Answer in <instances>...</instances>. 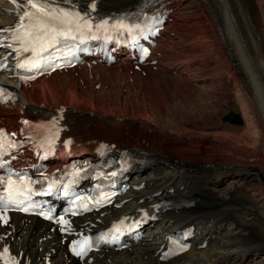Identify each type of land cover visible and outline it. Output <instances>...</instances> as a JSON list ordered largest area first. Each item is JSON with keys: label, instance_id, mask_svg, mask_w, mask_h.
I'll list each match as a JSON object with an SVG mask.
<instances>
[{"label": "bare ground", "instance_id": "1", "mask_svg": "<svg viewBox=\"0 0 264 264\" xmlns=\"http://www.w3.org/2000/svg\"><path fill=\"white\" fill-rule=\"evenodd\" d=\"M42 1L63 9L92 7L108 13L139 0ZM200 1L177 0L170 7L161 41L173 44L174 33L177 37L185 28L180 18L188 19L187 9L196 11L206 22V42L215 47L210 51L221 62L208 79L204 73L195 75L199 79L189 77L192 58L170 65L173 53L169 52L139 69L129 63L110 67L87 63L36 83L0 74V98L14 101L0 105V130L13 131L23 119H41L54 132L77 136L74 144L87 145L81 152L107 142L116 151L133 149L139 154L129 171L130 190L117 202L120 207H108L102 216L73 220L68 234L33 217L16 214L0 219V264H264L251 256L264 252V240L254 226V221L264 226V0ZM17 4L25 7L21 0H0V38L19 23ZM229 101L239 106L243 124L239 130L214 129L217 117L228 111ZM66 161L61 150L57 165ZM145 170L153 172L147 175ZM228 180L233 182L226 198L245 189L252 206L237 211L220 208V200L207 192ZM167 201L171 208L158 212L157 206ZM190 201H195L192 206L186 204ZM149 207L150 224L159 235H145L141 250L132 246L121 252L101 251L82 262L67 254L71 237L105 229ZM234 212L242 219L234 218ZM215 224L228 228L220 232ZM183 232L188 251L163 261L172 236Z\"/></svg>", "mask_w": 264, "mask_h": 264}, {"label": "rangeland", "instance_id": "2", "mask_svg": "<svg viewBox=\"0 0 264 264\" xmlns=\"http://www.w3.org/2000/svg\"><path fill=\"white\" fill-rule=\"evenodd\" d=\"M183 1H185L188 4L195 3V2H197V4L200 3V2H198L196 0H183ZM186 11L187 12H186L185 16H186V18L188 17V19L185 20V18H180L181 22L184 20L183 22H184L185 28H181L179 30L180 32L178 31L179 32V36H177V37L175 36V33H174V35L172 36L173 39L175 38L173 44L162 43L161 47H164L165 48L164 50L165 51L167 50V51L165 52L164 50H162L164 52H161V53L159 52L156 55L159 56V57H161L164 53H167V52H169L171 54L173 53L172 56H169V58H172L173 59V60H169L170 65L172 63H173L172 65H176L179 61H180V63H181V61L183 63H188L189 62L188 58L189 59L192 58V59H194L193 60L194 62L191 61L188 64L193 65L192 66L193 68H191V70L194 73H192L190 71L189 72V77H191L192 79L193 78L194 79H196V78L199 79V77H196L197 74L199 73L201 75V74L204 73L205 74V75L203 74L204 78L208 79V77L211 76L210 75L211 72H216L218 69H220L221 62L216 58V55H215L216 53L215 52L212 53L210 51L211 49H214L215 47L214 46H211V44H209L208 42H206V41H208V39L206 38L207 36L204 34L205 31L203 30V27L205 28L206 22L203 19H201V16H198V13L196 11H193L192 9L191 10L187 9ZM171 29H172V27H170V30ZM193 33H194V35H193ZM240 41L242 43L241 36H240ZM201 46L204 49L201 52H200V50L195 51L193 49L194 47H199L200 48ZM191 48L194 50L193 52L191 50H189ZM182 51H184L183 52V55L181 54ZM195 58H197V59H195ZM186 60L188 62H185ZM172 61H174V62H172ZM194 64H195V67L196 68L194 67ZM227 107H228L227 108L228 111H226L222 115L220 114L217 117V119L215 120L216 121V124L213 125V128L215 129V128H218L220 126V127H224V128L225 127H228L231 130H239L240 129V128H238L239 126L231 125V124H229L227 122L223 123V121H221L223 119V117L225 116V114L228 113V112H233L236 115H239L240 114L239 113V106H237L235 104V102L229 101L227 103ZM215 158H220V156L217 155V156H215ZM152 172H153V170H145V174L147 173V175H151ZM232 182L233 181L228 180V182L224 186H221L219 188H215V189L210 190L213 193V195H212V193L210 191L207 192V193L210 196H214L215 197L214 199L220 200L219 201L220 208L223 209V210H228L229 209V210L237 211L236 209H239L240 207H250V206H252V204H253L252 197L250 196V194L245 189L239 190L238 192L234 193V195H232V198L231 199H229V197L226 198L225 192L227 190H229V188H231ZM223 198L224 199H227V200H225L223 202V200H224ZM232 215H233L234 218H236L238 220L239 219H242L241 214L239 212H234V214H232ZM213 226H215L217 228L219 226L218 231H220V232L221 231L223 232L224 227L225 228H228L226 225L224 226V225L215 224ZM254 226H256L255 228H256V231L258 233L257 234L258 238L260 237L261 239L264 240V226L262 224L257 223L256 221H254ZM155 228L152 227L150 232H152V233L154 232V234L157 233L156 236H158L159 235V230H156ZM193 241L194 240H193L192 237L188 239V242L190 244H192ZM196 242H197V240H195V243ZM141 244H144V243H141ZM138 247H140L139 250H141V248H143L144 246L138 245ZM138 247H135V249H138ZM204 249H206V248H203L202 247V249H201L200 252H204L205 251ZM251 256L257 262L264 263V252L261 253V254H259V255L255 254L253 252ZM193 258H196V256L194 255ZM180 262L183 263L184 260H181Z\"/></svg>", "mask_w": 264, "mask_h": 264}, {"label": "snow or ice", "instance_id": "3", "mask_svg": "<svg viewBox=\"0 0 264 264\" xmlns=\"http://www.w3.org/2000/svg\"><path fill=\"white\" fill-rule=\"evenodd\" d=\"M13 2L15 3L16 0H13ZM21 3L25 5V7H21V4H17V8H18V12L21 13L18 15V19L21 23H18L16 26H15V31H18L21 27H24V24H23V21L25 20V17H28L29 20L32 19V14L27 10V6L30 5L31 8H36V9H43V8H46L47 6L46 5H38L36 3L33 2V0H21ZM44 15H49V13H44ZM60 15L61 16H70L71 13H68V12H64L61 10L60 12ZM52 18H55V17H52ZM79 27V25H78ZM61 35H64L66 38H67V33L65 32H61L60 33ZM29 36L31 35L30 33L28 34ZM37 39H39V36L36 37ZM27 50V49H26ZM3 90L0 89V92H2ZM0 200H3L2 197H0ZM8 203H13V204H18V203H22L20 201H15L14 199H12L11 197H9V200H8ZM5 252H7V249L4 250ZM76 255H81V252H76Z\"/></svg>", "mask_w": 264, "mask_h": 264}, {"label": "water", "instance_id": "4", "mask_svg": "<svg viewBox=\"0 0 264 264\" xmlns=\"http://www.w3.org/2000/svg\"><path fill=\"white\" fill-rule=\"evenodd\" d=\"M223 122L227 121L234 125L242 124L241 119H239L238 115L234 114L233 112H229L225 117L222 119Z\"/></svg>", "mask_w": 264, "mask_h": 264}]
</instances>
